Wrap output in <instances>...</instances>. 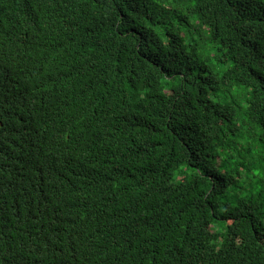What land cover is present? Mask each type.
<instances>
[{"label":"trees","instance_id":"trees-1","mask_svg":"<svg viewBox=\"0 0 264 264\" xmlns=\"http://www.w3.org/2000/svg\"><path fill=\"white\" fill-rule=\"evenodd\" d=\"M0 264H264V0H0Z\"/></svg>","mask_w":264,"mask_h":264}]
</instances>
